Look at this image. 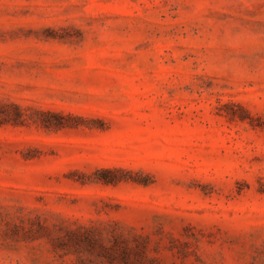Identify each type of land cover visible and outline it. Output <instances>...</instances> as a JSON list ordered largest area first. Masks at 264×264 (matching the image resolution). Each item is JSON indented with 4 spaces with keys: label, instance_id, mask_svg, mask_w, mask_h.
Instances as JSON below:
<instances>
[{
    "label": "rangeland",
    "instance_id": "rangeland-1",
    "mask_svg": "<svg viewBox=\"0 0 264 264\" xmlns=\"http://www.w3.org/2000/svg\"><path fill=\"white\" fill-rule=\"evenodd\" d=\"M0 264H264V0H0Z\"/></svg>",
    "mask_w": 264,
    "mask_h": 264
}]
</instances>
